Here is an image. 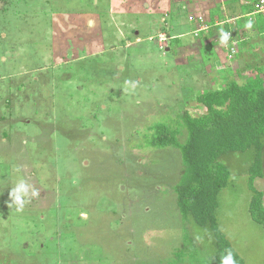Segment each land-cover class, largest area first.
<instances>
[{"label": "rangeland", "instance_id": "obj_1", "mask_svg": "<svg viewBox=\"0 0 264 264\" xmlns=\"http://www.w3.org/2000/svg\"><path fill=\"white\" fill-rule=\"evenodd\" d=\"M240 1L0 0V264H178L186 240L209 263V232L176 207L180 151L148 144L204 112L200 91L264 70V33ZM235 155L217 224L244 264H264L250 153ZM254 186L264 203V177Z\"/></svg>", "mask_w": 264, "mask_h": 264}, {"label": "trees", "instance_id": "obj_2", "mask_svg": "<svg viewBox=\"0 0 264 264\" xmlns=\"http://www.w3.org/2000/svg\"><path fill=\"white\" fill-rule=\"evenodd\" d=\"M241 1L239 6L246 10L243 15L246 16L252 8ZM214 23L211 20L210 26ZM251 24L256 26L258 33L263 31L260 20ZM238 27L239 24L230 28V40H237ZM263 72L260 70L254 77L240 81H226L217 89L200 91L193 99L204 112L197 116L184 112L174 127L157 126L148 144L153 148L169 147L180 151L184 170L174 188L175 203L184 223L209 232L212 254L207 264H221L228 251H231L235 264H244L217 224V197L229 183V170L222 162L224 156L250 153L247 167V186L251 193L248 212L264 231L263 193L254 186L255 181L264 177ZM181 131L186 134L182 144L178 141ZM194 254L186 240L184 248L175 257L178 264H194L197 261Z\"/></svg>", "mask_w": 264, "mask_h": 264}, {"label": "clouds", "instance_id": "obj_3", "mask_svg": "<svg viewBox=\"0 0 264 264\" xmlns=\"http://www.w3.org/2000/svg\"><path fill=\"white\" fill-rule=\"evenodd\" d=\"M251 26H252L251 21H249L246 27L251 28ZM229 34H230L229 32H226L223 29H221L220 42L222 44H227L229 40ZM27 190L28 189H27L26 183L23 180H21L14 188L10 190L9 198H10L11 203L8 204V206L11 207L15 205L17 211L22 210L25 204V200L23 198L26 197ZM33 195H36V193L33 192ZM221 264H235L231 251H228V254L222 258Z\"/></svg>", "mask_w": 264, "mask_h": 264}, {"label": "built area", "instance_id": "obj_4", "mask_svg": "<svg viewBox=\"0 0 264 264\" xmlns=\"http://www.w3.org/2000/svg\"><path fill=\"white\" fill-rule=\"evenodd\" d=\"M242 3L252 8V12L246 15L249 21L260 20L263 22L264 33V0H242ZM201 23L203 22L201 21Z\"/></svg>", "mask_w": 264, "mask_h": 264}]
</instances>
